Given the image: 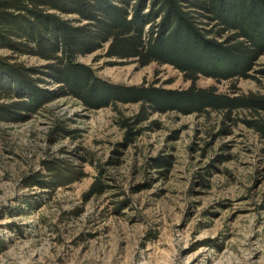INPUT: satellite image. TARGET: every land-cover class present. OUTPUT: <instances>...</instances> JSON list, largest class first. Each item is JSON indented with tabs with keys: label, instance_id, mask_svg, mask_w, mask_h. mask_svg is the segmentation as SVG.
Listing matches in <instances>:
<instances>
[{
	"label": "rangeland",
	"instance_id": "obj_1",
	"mask_svg": "<svg viewBox=\"0 0 264 264\" xmlns=\"http://www.w3.org/2000/svg\"><path fill=\"white\" fill-rule=\"evenodd\" d=\"M106 46L77 60L115 84H191L169 64L103 57ZM17 61L37 68L48 62L29 55ZM247 73L220 81L198 75L195 85L264 95V53ZM32 78L54 98L19 121H0V264H264V140L258 134L242 122L223 129L217 112H151L125 147L122 120L140 102L91 107L65 95L46 72ZM258 116L264 119V110ZM57 126L71 133L51 139ZM55 157L81 165L86 176L54 190L22 185L42 159ZM99 172L107 188L84 200ZM123 197L129 203L114 211Z\"/></svg>",
	"mask_w": 264,
	"mask_h": 264
},
{
	"label": "trees",
	"instance_id": "obj_2",
	"mask_svg": "<svg viewBox=\"0 0 264 264\" xmlns=\"http://www.w3.org/2000/svg\"><path fill=\"white\" fill-rule=\"evenodd\" d=\"M105 43L103 57L133 60L138 66L169 64L191 84L168 89L109 82L77 60ZM0 50L8 51L0 55V121H19L54 98V91L39 86L42 80L32 78L46 72L65 95L91 107L140 102L139 111L122 120L125 147L149 113L169 111L199 116L217 112L223 129L242 122L264 140V119L258 116L264 95L195 85L198 75L216 81L247 77L264 53V0H0ZM21 55L48 62L42 68L26 66L17 61ZM238 110L250 112L249 118L236 117ZM56 133L71 132L57 126L50 138ZM40 164V170L22 178L24 187L54 190L86 176L81 165L64 158H45ZM103 177L100 172L94 177L84 200L105 191ZM128 201L117 200L114 211L120 212Z\"/></svg>",
	"mask_w": 264,
	"mask_h": 264
}]
</instances>
